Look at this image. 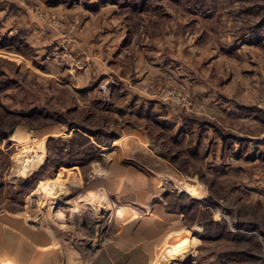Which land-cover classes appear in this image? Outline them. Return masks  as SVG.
I'll list each match as a JSON object with an SVG mask.
<instances>
[{
    "label": "rangeland",
    "instance_id": "obj_1",
    "mask_svg": "<svg viewBox=\"0 0 264 264\" xmlns=\"http://www.w3.org/2000/svg\"><path fill=\"white\" fill-rule=\"evenodd\" d=\"M93 19L111 29L125 27L137 51L145 48V39L157 38L148 51L165 78L140 89L160 102V110L156 101H147V108L145 102L135 105L133 115L143 119L150 150H138L137 158L127 163L109 164L105 156L130 110L122 97L100 90L107 77L115 79L112 89L118 86L117 77L103 78L99 94L78 108L71 102L76 91L64 88L56 97L47 76L46 47L55 49L63 29L69 38ZM12 37L16 43L6 45L4 40ZM262 42L264 0H0V132H8L12 140L0 136V213H41L51 205L48 195L55 194L62 209L76 208L70 239L75 245L69 254L78 264H264ZM40 48L47 54H40ZM189 51L203 58L185 64ZM217 56L227 63L233 58L234 66L223 75L209 69L206 79H200L193 67H205ZM54 62L63 69L79 64L70 53ZM169 63L189 69L196 84L218 80L215 99L225 110L219 111L222 124L187 84L166 70ZM235 78L260 93L238 102ZM147 86L174 91L177 99L166 91L146 92ZM170 102L185 115L179 129L166 111ZM237 104H245L258 123L236 121ZM58 125L66 127L63 134L41 138ZM210 129L223 146L214 144ZM14 130L35 135L13 140ZM126 169L128 182H113L112 172L123 176ZM183 184L197 186L199 197L187 193ZM136 192L144 197L135 199Z\"/></svg>",
    "mask_w": 264,
    "mask_h": 264
},
{
    "label": "crops",
    "instance_id": "obj_2",
    "mask_svg": "<svg viewBox=\"0 0 264 264\" xmlns=\"http://www.w3.org/2000/svg\"><path fill=\"white\" fill-rule=\"evenodd\" d=\"M107 26V22L103 25V23L93 19L88 22V25H86L84 29L73 32L72 35H68L70 39L63 34V32H66L68 29H63L61 37L59 34L57 40L58 45L55 46V49L51 50V47H46V49H50L46 62L51 66V70L48 71L47 76L53 80L52 85L54 89H56V97L59 94V90L64 88H72L76 91L71 102H73L72 104H74V107L77 106L78 108H82L85 103H88V99L91 101L90 98L92 96H97L99 94L100 91L98 86L103 78L107 76L117 77L119 80V87L116 85L115 87L113 86L114 88H111V95L122 97V99L130 105V110L122 123L123 126L116 129V136L111 145L106 147L105 156L109 164L110 162L114 164L118 161L127 163L137 158L138 150H150V148H148V143L150 144L149 135L144 129V126H142L143 119H138L134 116L133 111L135 105L140 107L145 102L144 107L147 108V101L152 102L156 100L146 96L143 89L140 88L149 82L162 83L165 78V73H163V70H161L159 66H155L153 59L156 57L152 52L148 51L151 46L157 45V38L145 39V48H141L137 51L135 49V40L131 42L129 41V36L126 37L125 27L119 25L116 29H111ZM56 32L60 33L58 29H56ZM182 39L184 41V38ZM39 43H41V41H39ZM31 44L35 45V41L31 40ZM185 44L187 45V41H185ZM260 45L263 46L264 43L262 42ZM249 49L253 50L252 47H249ZM242 50L244 51L246 49ZM42 51L44 50L40 48V54ZM178 51L179 54H182L181 50L178 49ZM44 52V54H47L48 51ZM51 53L53 57L52 60H50L51 58L49 57ZM67 53L76 56L79 62L76 68L74 67L73 69V67L70 68L68 66L64 69L55 67L54 61H56V59L58 61V59H61L62 56ZM202 58L201 56L193 57L192 52L190 54L189 51V54L187 53V57L184 59V63L186 64L188 61L192 63V61ZM223 60V58L217 56L209 65H205V67L201 65L200 69H195L193 67V70H195L196 75L200 77V79H206V73L212 68L217 70V75H223L229 72V70L226 69L232 68L234 66L233 62H235L233 58L229 59V63ZM253 60H256V58L254 57L252 61ZM224 63H226V65H224ZM231 63L233 64L231 65ZM174 64L175 63H169L168 69L166 70L172 73L174 78L181 79L180 81L183 82V84H187L189 92L199 99L201 106H203V108H209V115L211 117H216L222 124L223 122L220 120V113L222 112L219 111L225 110L220 101L215 99L217 95L216 90H218V80H209L210 84L208 80H205L204 83L200 82L196 84L193 79L191 80L189 69L187 71L185 66L175 68ZM258 64L262 72H264V63L258 61ZM261 76L263 77L262 83L264 84V74ZM232 85L233 84L226 88H231ZM241 86H243V89ZM245 88H248L245 87V79L240 80L235 78V100L238 102L250 100L255 94L260 93L257 92V90L250 91ZM159 103V101H156L154 102L155 105L153 104L158 107L156 109L157 111L160 110L159 105L161 104ZM165 108L167 109L166 111L170 113L168 116L178 121L180 124L177 128H181V125L185 123L183 122V120H185V115L181 114L183 112L178 109L177 105L171 102ZM245 109V104H240V106L238 104L235 105V120L244 121V123L247 122L249 125L258 123L259 118L255 117V115L252 116L253 114L249 112L246 113ZM138 110L141 109H137L136 111ZM152 110L154 111L153 108ZM65 130L66 127L62 125L52 126L51 129L46 130L42 135L47 136L46 138L54 137L63 134ZM16 132H25L30 136L35 135L31 130H24V132L23 130H14L12 131V135ZM212 132V129H210L211 137H214V144L217 143L223 146V142L217 139L216 132ZM254 150L257 151L259 149L255 148ZM117 153H119V155H116ZM127 171L128 169H126V172ZM115 173L119 176L115 177ZM120 175L121 174L118 172H112L111 177L114 178L112 179L113 182H128V172L123 176ZM118 178H120V180H117ZM140 181L144 182L143 180ZM133 182L137 185L139 184L138 179L133 180ZM132 190L136 191L135 189ZM136 193L135 195L137 196H135V199L138 200L144 197L143 192ZM48 196L49 200H47V203L51 205L44 207L41 213L35 212L32 209L21 212L10 211L0 213V264H78V259L77 261L74 260V257L69 254V248L71 247V250H73V246L75 245V240L73 239L70 241V239L73 238L72 236L74 234L71 221L77 218L76 208L72 209V212H67L65 211L66 209L61 208L60 205L62 203L56 200L57 197L53 198L55 194H49ZM53 201L57 205L56 208H54ZM52 211H54L53 213L55 215ZM66 215H70L73 218L69 217V219H66ZM70 227L72 231L69 229V231H63V228L67 229ZM136 244L142 243L137 240ZM108 262L111 263L110 261Z\"/></svg>",
    "mask_w": 264,
    "mask_h": 264
},
{
    "label": "built area",
    "instance_id": "obj_3",
    "mask_svg": "<svg viewBox=\"0 0 264 264\" xmlns=\"http://www.w3.org/2000/svg\"><path fill=\"white\" fill-rule=\"evenodd\" d=\"M174 78H172V77H170V78H168V80H173ZM115 83V79L113 78V77H107L105 80H103L102 81V83L100 84V90L103 92V93H105V95H109V93L111 92V86L113 85ZM170 85H173L172 83H170L169 81H167V86H170ZM145 91L146 92H153V93H156V94H158V93H163L164 91H166V95L168 96V97H171V96H174L175 95V92L174 91H172V92H169V91H167V89L166 88H162V87H160V88H156V87H146L145 88ZM164 94V93H163ZM183 94H187L186 92L185 93H183ZM169 95H171V96H169ZM167 97V98H168ZM177 96H174V97H172L173 99H175ZM183 98H184V96H183ZM168 99H170V98H168ZM177 99V98H176ZM180 99V98H179ZM171 101H173L175 104H179L180 102H181V99H180V101H179V103H177L175 100H171Z\"/></svg>",
    "mask_w": 264,
    "mask_h": 264
},
{
    "label": "bare ground",
    "instance_id": "obj_4",
    "mask_svg": "<svg viewBox=\"0 0 264 264\" xmlns=\"http://www.w3.org/2000/svg\"><path fill=\"white\" fill-rule=\"evenodd\" d=\"M37 135V134H36ZM52 135V134H51ZM45 137H47V136H41V138H45ZM18 138H22V139H24L25 141L26 140H28L29 138H30V135L29 134H27V133H22V132H16L15 134H14V136H13V138L12 139H18ZM40 138V139H41ZM37 139V138H36ZM181 187H183V189L184 190H186V192L187 193H189V194H191L193 197H196V198H198L199 196V192L198 191H201L200 189H198L197 188V186H196V188L194 187V185L193 184H183ZM90 205V204H89ZM91 207V206H90ZM47 212V211H46ZM54 212V211H53ZM54 214V213H53ZM55 215V214H54ZM244 231H246V230H244ZM241 233H242V231H241ZM246 233V232H245ZM11 261V260H10ZM9 261V262H10ZM11 263V262H10Z\"/></svg>",
    "mask_w": 264,
    "mask_h": 264
},
{
    "label": "trees",
    "instance_id": "obj_5",
    "mask_svg": "<svg viewBox=\"0 0 264 264\" xmlns=\"http://www.w3.org/2000/svg\"><path fill=\"white\" fill-rule=\"evenodd\" d=\"M6 43V45L8 44V43H10V41L12 42V44H14V43H16V38L15 37H12V38H6V40H4ZM8 41V42H7ZM103 101H101V100H99V103H102ZM152 113H153V111H152ZM33 114V113H32ZM154 114V113H153ZM0 136H2V138H4V139H8L9 140V142H12V140L9 138V134H8V132H0ZM14 136V135H13ZM13 138V137H12ZM14 140V139H13ZM51 140H52V138H51ZM73 165H71V166H67L66 168H70V167H72Z\"/></svg>",
    "mask_w": 264,
    "mask_h": 264
}]
</instances>
